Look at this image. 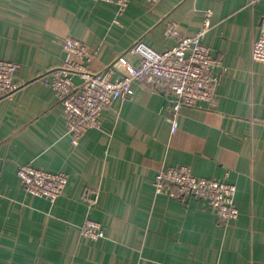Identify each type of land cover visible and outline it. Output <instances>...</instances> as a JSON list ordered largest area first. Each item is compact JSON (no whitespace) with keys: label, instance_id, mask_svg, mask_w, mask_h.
Masks as SVG:
<instances>
[{"label":"crops","instance_id":"crops-1","mask_svg":"<svg viewBox=\"0 0 264 264\" xmlns=\"http://www.w3.org/2000/svg\"><path fill=\"white\" fill-rule=\"evenodd\" d=\"M263 8L261 0H131L117 15L91 0H0V59L19 65L17 90L0 99V264H264V63L251 59ZM208 11L204 43L225 68L212 104L180 107L172 132V97L134 82L132 96L102 112L101 130L71 144L48 84L66 38L84 43L90 70L115 79L136 63L128 53L136 41L164 51L176 44L167 24L192 36ZM22 164L68 176L55 202L25 192ZM181 165L234 183L237 220L155 193L156 173ZM87 217L101 223L97 241L80 235Z\"/></svg>","mask_w":264,"mask_h":264},{"label":"built area","instance_id":"built-area-1","mask_svg":"<svg viewBox=\"0 0 264 264\" xmlns=\"http://www.w3.org/2000/svg\"><path fill=\"white\" fill-rule=\"evenodd\" d=\"M104 2L116 7L120 15L131 0H91ZM160 0H146L155 5ZM264 4V0H261ZM211 12L205 14L202 28L192 36H184L175 23L167 24L164 34L176 40V44L164 51H156L142 40L136 41L128 53L137 61L125 63V74L113 79L107 71H92L83 63L89 60L84 43L66 38L62 43L64 59L61 66L49 74L48 83L62 105L66 134L73 146L89 130H101V114L115 100L133 95L132 84L145 83L153 90L172 97V132L177 130L176 114L182 106H195L215 101L216 86L225 70L222 62L213 57L204 43L210 27ZM251 59L264 63V8L258 26V36L251 48ZM83 61V62H82ZM19 65L10 60L0 59V99L17 90L13 80ZM78 78L79 82H75ZM16 175L26 193L44 198L50 203L63 193L68 176L62 172H50L31 164L18 166ZM155 193H167L171 197L193 198L207 204L223 223L236 221L239 210L236 206L237 187L234 183L217 178H203L192 173L187 165L162 168L153 181ZM80 235L87 242L103 237L101 223L87 217L80 227Z\"/></svg>","mask_w":264,"mask_h":264}]
</instances>
